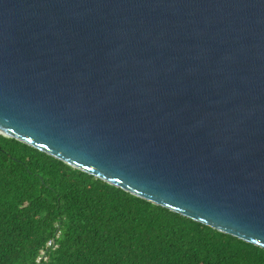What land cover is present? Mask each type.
Listing matches in <instances>:
<instances>
[{"label":"water","instance_id":"95a60500","mask_svg":"<svg viewBox=\"0 0 264 264\" xmlns=\"http://www.w3.org/2000/svg\"><path fill=\"white\" fill-rule=\"evenodd\" d=\"M0 135L264 248V0H0Z\"/></svg>","mask_w":264,"mask_h":264},{"label":"trees","instance_id":"16d2710c","mask_svg":"<svg viewBox=\"0 0 264 264\" xmlns=\"http://www.w3.org/2000/svg\"><path fill=\"white\" fill-rule=\"evenodd\" d=\"M264 264V248L0 135V264Z\"/></svg>","mask_w":264,"mask_h":264},{"label":"built area","instance_id":"2783aa9c","mask_svg":"<svg viewBox=\"0 0 264 264\" xmlns=\"http://www.w3.org/2000/svg\"><path fill=\"white\" fill-rule=\"evenodd\" d=\"M59 237H60V234L57 233L56 234V237L54 239H51L50 241L47 242L46 247L40 251V254H39L38 258H37V263H40L41 264V263H43V262H45V261L48 260V253L51 250H53V249L56 248V246H57V239Z\"/></svg>","mask_w":264,"mask_h":264}]
</instances>
